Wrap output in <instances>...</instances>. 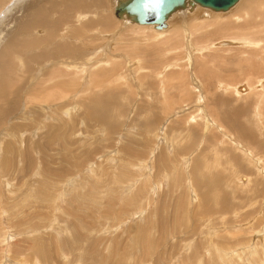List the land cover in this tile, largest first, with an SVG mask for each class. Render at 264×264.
Returning a JSON list of instances; mask_svg holds the SVG:
<instances>
[{
    "label": "rangeland",
    "instance_id": "374dc122",
    "mask_svg": "<svg viewBox=\"0 0 264 264\" xmlns=\"http://www.w3.org/2000/svg\"><path fill=\"white\" fill-rule=\"evenodd\" d=\"M68 1L0 0V264H264V0Z\"/></svg>",
    "mask_w": 264,
    "mask_h": 264
},
{
    "label": "water",
    "instance_id": "95a60500",
    "mask_svg": "<svg viewBox=\"0 0 264 264\" xmlns=\"http://www.w3.org/2000/svg\"><path fill=\"white\" fill-rule=\"evenodd\" d=\"M239 0H115L113 15L130 24L152 25L156 30L167 27L166 20L175 11L193 9L196 5L212 10L227 11ZM186 4H188L186 6ZM223 45L225 43L223 42ZM244 89V87H243Z\"/></svg>",
    "mask_w": 264,
    "mask_h": 264
},
{
    "label": "bare ground",
    "instance_id": "6f19581e",
    "mask_svg": "<svg viewBox=\"0 0 264 264\" xmlns=\"http://www.w3.org/2000/svg\"><path fill=\"white\" fill-rule=\"evenodd\" d=\"M70 1V0H69ZM69 1H68V3H69ZM240 1V0H239ZM238 1V2H239ZM245 1V0H244ZM250 2H246V4L248 5V3H249V7H251V8H253V7H255L254 5L256 4V3H259V2H254L253 0H249ZM79 2V1H78ZM242 3V2H241ZM261 3V2H260ZM52 5H54V3H52L51 5H50V7L52 8ZM67 5V4H66ZM68 5H70V4H68ZM77 5V2L75 3H73L72 4V6H71V9L73 8V6H76ZM188 4H186V6H187ZM236 5V4H235ZM114 7V6H113ZM242 7V6H241ZM243 7H244V5H243ZM248 7V8H249ZM264 7V6H263ZM202 8V9H201ZM233 8V7H232ZM39 10H37V11H40L41 12V8H38ZM55 9V8H54ZM53 9V10H54ZM231 9V8H230ZM235 9V8H234ZM241 9V8H240ZM244 9V8H243ZM242 9V10H243ZM255 9V8H254ZM263 9V8H262ZM55 10H57V8L55 9ZM249 10H250V8H249ZM249 10L247 11V8H245V10H244V14H243V21L241 22V24L240 23H238V24H240V26L238 27L239 29H243L244 28V24L246 23V21H245V19L247 18V17H249ZM251 11H252V9H251ZM52 12V11H51ZM56 12V11H55ZM107 12V11H106ZM77 13V12H76ZM89 13V12H88ZM108 13V12H107ZM180 13H182V14H186V15H189V16H193V15H200V18H209V17H212V16H214L215 14H218V15H223V14H221L222 12H220V13H218L217 11H212V10H209V9H206V8H203V7H200V6H198V5H196L193 9H191V10H189L188 9V7H186L185 9H182V10H178V11H175L174 13H172L169 17H168V19L166 20V23H167V27L166 28H164V29H162V30H156V31H164V30H167L169 27H170V23H169V21H170V18L174 15V14H180ZM201 13V14H200ZM52 14V13H51ZM80 14V13H79ZM235 14V13H234ZM40 15L41 14H37L36 13V11H35V13L33 14L32 13V15H30V19H29V21H28V23H30V21H31V19L33 18L34 20H36V18L37 17H39L40 18ZM101 15V14H100ZM262 15V17H263V15H264V13L263 14H261ZM48 16V15H47ZM59 16V15H58ZM62 16L60 15V18H58V19H56L57 20V22H54V23H58V24H60L61 23V20H62V18H61ZM86 17V14H83V15H76L74 18L76 19V21L78 20L79 22H81V20L82 19H84ZM92 17V16H91ZM183 17V16H182ZM234 17V16H233ZM98 18V17H97ZM102 18V17H101ZM181 18V17H180ZM245 18V19H244ZM107 19V18H106ZM236 19V18H235ZM27 20H28V18H27ZM26 20V21H27ZM74 20V19H73ZM202 20V19H201ZM63 21V20H62ZM75 21V22H76ZM83 21V20H82ZM98 21H99V18H98ZM97 21V24L99 23V22H101V21H99L98 22ZM204 21V20H203ZM223 21V20H222ZM225 21V20H224ZM234 21V20H233ZM79 22H77V23H79ZM91 22V20L87 23V24H85V25H88L89 26V23ZM122 22L123 23H125V24H129L130 25V23L128 22V21H125V20H122ZM202 22V21H201ZM205 22V21H204ZM230 22V21H229ZM228 22V23H229ZM92 24H93V22H91ZM82 25H83V23H82ZM106 25H108V24H106ZM138 27H149V26H139L138 24H136ZM135 25V26H136ZM231 25V24H230ZM93 26H95V25H93ZM152 26V25H151ZM76 27V26H75ZM153 27V26H152ZM57 28V27H56ZM59 28V27H58ZM64 28V27H63ZM233 27H229V28H226V30L228 29V30H231ZM223 29H224V27H223ZM239 29H237V30H239ZM34 30V29H33ZM82 30H83V28H82ZM179 30V29H178ZM235 30V29H234ZM61 31V30H60ZM65 31V30H64ZM171 31V30H170ZM240 31H242V30H240ZM40 32V31H39ZM68 33V32H67ZM231 34H232V36H234V38L233 39H236L237 40V42L239 43V44H258V42L256 41V42H254V41H252V39H251V37H247V36H250V34H248V33H246V32H242L241 33V35H239L238 33H236V32H234V31H232V32H230ZM18 35V34H17ZM245 35H247V36H245ZM69 36V35H68ZM96 36V35H95ZM98 36V35H97ZM94 37V36H93ZM61 40H63V39H61ZM94 40V39H93ZM10 42H11V40H9ZM54 41V40H53ZM52 41V42H53ZM14 42V41H13ZM32 42V41H31ZM37 42V41H36ZM60 42V41H59ZM65 43L64 44H66V41H64ZM223 42L225 43V45H227L228 43H229V41H220V43H219V45H223ZM24 43V42H23ZM22 43V44H23ZM71 43V42H70ZM134 43V42H133ZM11 44H12V42H11ZM10 44V45H11ZM19 44V43H18ZM32 44V43H31ZM43 44V42L41 43V45ZM14 45V44H13ZM14 47H16V45L14 46ZM22 48V47H21ZM20 48V49H21ZM27 48V47H26ZM49 48H51L50 47V45H49ZM61 48V47H60ZM202 48V47H201ZM8 49V48H7ZM13 49V48H12ZM28 49V48H27ZM15 50V49H14ZM10 51V50H9ZM9 51H7L8 53H9ZM23 51H25V49H24V47H23ZM6 52V53H7ZM7 53V54H8ZM124 53V52H123ZM170 53V52H169ZM15 53L13 52V55H14ZM15 56V58H16V54L14 55ZM132 57V56H131ZM135 57V56H134ZM129 58V57H128ZM123 59V58H122ZM90 60V59H89ZM134 60H135V58H134ZM143 60V59H142ZM19 61H20V59H19ZM129 61V60H128ZM107 62V61H106ZM19 63H21V62H19ZM56 63V62H55ZM70 63H72V61L70 62ZM80 63V62H79ZM91 64V63H90ZM73 65V64H72ZM128 65V64H127ZM46 66V65H45ZM80 66V65H79ZM88 66V65H87ZM90 66V65H89ZM71 67V66H70ZM83 67V66H82ZM92 67V66H91ZM138 67H140V66H138ZM72 68V67H71ZM74 68H76V66H74ZM77 68H78V65H77ZM81 68V67H80ZM85 68V67H84ZM87 69V68H86ZM78 70V69H77ZM162 71V70H161ZM82 72V71H81ZM89 72V71H88ZM104 72V71H103ZM252 72V71H251ZM96 73V72H95ZM159 73V72H158ZM78 74V73H77ZM125 74V73H124ZM98 75V74H97ZM103 75V74H102ZM122 75V74H121ZM171 75H173V74H171ZM93 76V75H92ZM157 76H159V75H157ZM115 77H116V75H115ZM121 77H123V76H121ZM153 77V76H152ZM172 78V77H171ZM174 78H175V76H174ZM163 79V78H162ZM173 79V78H172ZM262 79V78H261ZM165 80V79H164ZM243 80V79H242ZM259 80V79H258ZM256 84H257V82H256ZM229 85V84H228ZM231 85V84H230ZM243 87H244V89L245 88H247L246 86H242V87H240L238 90V92L236 93V94H240L241 92V90H244L243 89ZM255 87V86H254ZM252 88V87H251ZM221 89V88H220ZM255 89H257V88H255ZM261 89V88H260ZM227 90V89H226ZM232 90H234V89H232ZM247 90H249V89H247ZM253 93V92H252ZM257 93V92H256ZM255 93V94H256ZM263 95V94H262ZM262 97V96H261ZM162 98V97H161ZM259 99V98H258ZM227 104V103H226ZM256 110V109H255ZM258 112V111H257ZM259 114V113H258ZM109 127V126H108ZM263 140V139H262ZM258 142V141H257ZM252 157H255V156H252ZM229 163V162H228ZM255 163V162H254ZM202 166V165H201ZM197 169V168H196ZM203 169V168H202ZM232 173V172H231ZM201 176V175H200ZM194 196V195H193ZM205 199V198H204ZM202 201V200H201ZM31 207V206H30ZM226 257V256H225ZM224 258V257H223ZM26 261V260H25Z\"/></svg>",
    "mask_w": 264,
    "mask_h": 264
}]
</instances>
